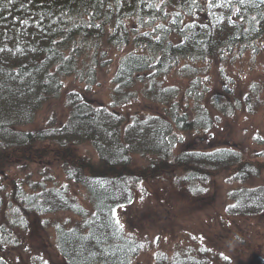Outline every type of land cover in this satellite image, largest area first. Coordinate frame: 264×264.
Instances as JSON below:
<instances>
[{
    "label": "trees",
    "instance_id": "trees-1",
    "mask_svg": "<svg viewBox=\"0 0 264 264\" xmlns=\"http://www.w3.org/2000/svg\"><path fill=\"white\" fill-rule=\"evenodd\" d=\"M262 37L261 0H232L231 7L224 0L212 7L208 0H197L195 8L191 0H0V151L37 155L32 147L50 144L64 157L60 168L65 176L63 183L49 173L38 180L14 176L6 181L1 153L0 264H11L9 254L20 243L19 234L29 230L32 216L59 211L77 215L71 224L51 222L55 247L66 264H131L143 244L117 213L135 201L143 179L170 168L180 173L192 194L203 191L213 175L227 172L242 184L229 190L226 213H263L264 185L243 184L257 177L263 165L224 146L187 148L182 136L210 135V108L228 114L240 107L231 95L227 101L209 95L190 66L234 51L241 54ZM127 46L134 50L118 56L109 103L71 90L64 94L69 111L61 124L23 128L61 97L64 78L73 76L90 91L98 70L113 59L109 51ZM180 63L190 76L183 92L156 82ZM138 82L142 98L162 105L160 112L118 110L136 98ZM82 145L93 151L94 159L71 151ZM136 157L147 162L145 171L133 163ZM71 183L84 190L89 207L77 200ZM155 262L208 264L183 251L161 253Z\"/></svg>",
    "mask_w": 264,
    "mask_h": 264
},
{
    "label": "rangeland",
    "instance_id": "rangeland-1",
    "mask_svg": "<svg viewBox=\"0 0 264 264\" xmlns=\"http://www.w3.org/2000/svg\"><path fill=\"white\" fill-rule=\"evenodd\" d=\"M130 49L134 50L127 46L109 51L113 59L98 70L97 84L90 91L85 90V85L77 78H64L61 97L46 104L32 125L23 128L61 124L69 111L64 94L71 90L79 91L89 99L109 103L118 56ZM186 68L184 63H180L166 75L157 76L156 82L163 86H179L183 92L190 81V76L185 75ZM190 68L193 75L200 76L206 83L209 95H220L223 101L235 97L232 100L239 102L240 107L228 114L227 110L220 114L210 108L214 118L210 135L204 133L207 135L201 134L202 137L183 133L185 146H224L237 150L252 164L264 166V37L256 40L252 49L241 54L234 51ZM141 86V82L135 84L136 98L120 106V112L132 114L162 110V105L142 98ZM183 146L179 144L178 149ZM32 148L38 149L37 155L23 153L12 156L0 151L4 158L1 165L5 180L14 176L38 180L49 173L54 174L57 182L63 183L65 176L60 165L64 157L53 151L57 148L47 143ZM71 151L77 156L95 158L93 151L85 145ZM133 163L142 171L147 164L139 157ZM229 176L227 172L213 175L198 194L188 191L180 173L173 168L143 179L138 184L135 201L117 213L125 229L143 244L131 264H156L155 257L159 254L169 256L177 251L192 252L208 264H264V212L250 216L226 213V206L230 203L229 190L242 184L230 180ZM243 184L263 186L264 168L257 177H250ZM70 189L77 200L89 207L81 186L71 183ZM45 219L48 221L46 226ZM75 219L77 215L70 211L32 216L29 230L19 234L20 243L9 254L11 264H66L55 247L51 222L64 220L71 224Z\"/></svg>",
    "mask_w": 264,
    "mask_h": 264
},
{
    "label": "snow or ice",
    "instance_id": "snow-or-ice-1",
    "mask_svg": "<svg viewBox=\"0 0 264 264\" xmlns=\"http://www.w3.org/2000/svg\"><path fill=\"white\" fill-rule=\"evenodd\" d=\"M262 3H264V0H261ZM9 3H11V0H9ZM224 3L231 7L232 5V0H224ZM239 3L243 4L245 3V0H239ZM191 4L192 7L195 8L197 6V0H191ZM214 4H218V0H208V7H212ZM236 12H239V9H235ZM178 15V14H177ZM26 23V21H25ZM96 27H99V25H96ZM145 35H147V33H145ZM232 207H235V205H233Z\"/></svg>",
    "mask_w": 264,
    "mask_h": 264
}]
</instances>
